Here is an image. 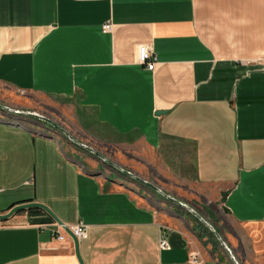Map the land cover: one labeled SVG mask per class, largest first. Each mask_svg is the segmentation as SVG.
<instances>
[{"label":"crops","instance_id":"obj_1","mask_svg":"<svg viewBox=\"0 0 264 264\" xmlns=\"http://www.w3.org/2000/svg\"><path fill=\"white\" fill-rule=\"evenodd\" d=\"M2 97L139 180L0 109V215L84 225L82 264H264V0H0ZM54 224L0 221V264H80Z\"/></svg>","mask_w":264,"mask_h":264},{"label":"built area","instance_id":"obj_2","mask_svg":"<svg viewBox=\"0 0 264 264\" xmlns=\"http://www.w3.org/2000/svg\"><path fill=\"white\" fill-rule=\"evenodd\" d=\"M103 29L105 31H110V25H105L103 27ZM136 60H137V63L140 64V65H144L146 67V69L148 71H152L153 68H154V64H155V58L152 54V52L150 51V49L148 48V46H140L138 47L137 49V53H136ZM6 110H9L7 108H5ZM15 113L17 114H22V112H19V111H15ZM27 115L29 116H35L36 118L40 119V120H45V118L41 115H37V114H34V113H26ZM68 140L71 142V143H74V144H77V142L72 138V137H69L68 136ZM78 145V144H77ZM81 149L85 150V151H88L91 155H94V156H97L99 157L100 161L103 163V164H106V165H110L117 173L121 174V175H125L126 177H129L131 179H135V180H139L137 176H135L132 172L116 165V164H113L111 162H109L105 157H102V156H98L97 152L95 150H93L90 146H87V145H84V144H79L78 145ZM144 184H148L147 182H144ZM160 194H162L160 192V190H157ZM163 195V194H162ZM167 199H170L169 197L165 196ZM172 200V199H170ZM179 207H182L184 208L185 210H187L189 213L193 214V211L191 209H189L186 205H184L183 203L181 202H177V201H174ZM202 221V220H201ZM204 223V221H202ZM54 229L52 230V234H53V237L55 238V240L61 242L64 240V234H66L67 231H69L71 233V235L73 237L76 238L77 241L81 240V239H84L86 237V230H85V226L82 225V224H78V225H74V226H66L64 224H54ZM208 226V225H207ZM210 228V227H209ZM211 231L215 233V231L213 229H211ZM160 249L161 250H165L168 248V245H167V241H166V238L164 236L161 237L160 239ZM224 248L226 249V251L228 253L229 252V249L224 246ZM235 263V262H234ZM236 264V263H235Z\"/></svg>","mask_w":264,"mask_h":264},{"label":"rangeland","instance_id":"obj_3","mask_svg":"<svg viewBox=\"0 0 264 264\" xmlns=\"http://www.w3.org/2000/svg\"><path fill=\"white\" fill-rule=\"evenodd\" d=\"M5 94H6V97H7V96H10V97L13 98V99H14L15 97L18 96V95H14L13 93H11V92H9V91H6V93H5L4 91H2V95L5 96ZM18 97H20V96H18ZM7 98H8V97H7ZM7 98L4 99V101H3V97L0 98V99H1V100H0V109L4 112V116H6L5 118H8V120H12V121L15 120V121H16V120H18L19 117L22 118L23 116H29V115H27V114H25V113H22V114H17V113H15V111H18V110H15V109L9 108V106H8L9 103H8V101H7ZM28 100L31 101L32 104H34V106H35L34 108H36L37 110H40V106H41L42 104H46V103L48 102L47 100H44V99L39 98V97H29ZM6 107H8V109H10V110H6V109H5ZM18 116H19V117H18ZM54 125L56 126V127H55L56 129H58L59 131L65 133L67 136L72 137V138L77 142L78 145H79V144L87 145V144L82 143L81 141L75 139L73 136H71V135L68 133L67 129L64 127V125H62V124H57V123H54ZM77 144H76V145H77ZM78 145H77V146H78ZM87 146H88V145H87ZM93 150H94V149H93ZM99 155H100V154H99ZM100 156L105 157V156H103V155H100ZM105 158H106L109 162H111L107 157H105ZM111 163H112V162H111ZM186 206H187V205H186ZM192 211H193V210H192ZM193 215L196 217V220H197L200 224H202V225L205 227V229L209 230L211 233H213V232L211 231V229H213V230L215 231L216 234L213 233V235L215 236V239L217 240L218 244L220 245V247L223 248V251H224L226 254H228L229 256H231V254L228 253V252L226 251V249L224 248V245H223V242H222V240H221V237H220V235H219L217 229L215 228L214 224H213L211 221H209V220L203 218L202 215H200V214L197 213V212H193ZM201 220L204 221V223H203ZM207 225H208V226H207ZM209 227H210V228H209Z\"/></svg>","mask_w":264,"mask_h":264},{"label":"water","instance_id":"obj_4","mask_svg":"<svg viewBox=\"0 0 264 264\" xmlns=\"http://www.w3.org/2000/svg\"><path fill=\"white\" fill-rule=\"evenodd\" d=\"M44 122L52 125L53 127H56L54 125V123L52 121H50L49 119H45ZM98 156H100L99 154H97ZM148 185L149 187L151 188H154L153 185H151L150 183L146 184ZM155 189V188H154ZM29 209H40V210H43L45 213H47L56 223L58 224H62L61 221H59L53 214L52 212L46 208L45 206L41 205V204H38V203H27V204H22V205H17L15 207H13L12 209H10V211H8L6 214L4 215H0V221H6L8 220L9 218H11L14 214L18 213V212H21V211H25V210H29ZM67 233L69 235H71V233L69 231H67ZM72 236V235H71ZM73 240H74V246H75V253H76V256L80 262V264H82L80 258H79V255H78V241L76 240L75 237H72Z\"/></svg>","mask_w":264,"mask_h":264},{"label":"trees","instance_id":"obj_5","mask_svg":"<svg viewBox=\"0 0 264 264\" xmlns=\"http://www.w3.org/2000/svg\"><path fill=\"white\" fill-rule=\"evenodd\" d=\"M203 229H204V228H203ZM203 231L206 232V230H203ZM201 232H202V231H200V233H199V232L197 233V237H198L200 240L202 239ZM208 234L212 237V234H211V233H208ZM216 245H217V243L214 242V246H216Z\"/></svg>","mask_w":264,"mask_h":264}]
</instances>
